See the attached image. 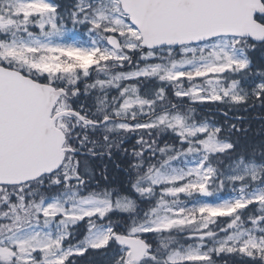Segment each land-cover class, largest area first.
<instances>
[{
    "label": "snow or ice",
    "instance_id": "snow-or-ice-1",
    "mask_svg": "<svg viewBox=\"0 0 264 264\" xmlns=\"http://www.w3.org/2000/svg\"><path fill=\"white\" fill-rule=\"evenodd\" d=\"M257 109L264 0H0V264H264Z\"/></svg>",
    "mask_w": 264,
    "mask_h": 264
},
{
    "label": "trees",
    "instance_id": "trees-1",
    "mask_svg": "<svg viewBox=\"0 0 264 264\" xmlns=\"http://www.w3.org/2000/svg\"><path fill=\"white\" fill-rule=\"evenodd\" d=\"M203 108L202 115L207 113L209 115H215L217 122L223 123V116L215 110V106H201ZM211 108V112H209V109ZM259 113V110L256 111H250V112H244L240 111L236 113V115H241L245 117L244 119V125L250 126V131L248 133V136L245 138H242L241 144L247 142V143H260L261 140H264V131H261V121L260 119L256 118L257 114ZM261 115H264V113H261ZM236 123H240L239 121H235ZM132 144L135 143V140L133 139L131 141ZM129 147L131 144L128 145ZM106 161H100L99 159H95L92 162V167L95 169L97 175L99 174V171L103 168V164ZM109 169H112V164L109 163ZM226 193V192H225ZM223 193L222 195H224Z\"/></svg>",
    "mask_w": 264,
    "mask_h": 264
},
{
    "label": "rangeland",
    "instance_id": "rangeland-1",
    "mask_svg": "<svg viewBox=\"0 0 264 264\" xmlns=\"http://www.w3.org/2000/svg\"><path fill=\"white\" fill-rule=\"evenodd\" d=\"M227 195H229V193H227L226 195H224V196H227Z\"/></svg>",
    "mask_w": 264,
    "mask_h": 264
}]
</instances>
